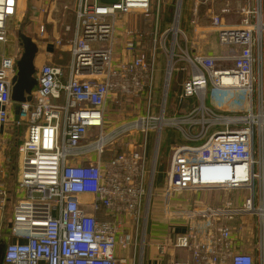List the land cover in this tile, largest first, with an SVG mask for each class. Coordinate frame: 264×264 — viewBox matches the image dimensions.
Segmentation results:
<instances>
[{"label": "built area", "instance_id": "obj_1", "mask_svg": "<svg viewBox=\"0 0 264 264\" xmlns=\"http://www.w3.org/2000/svg\"><path fill=\"white\" fill-rule=\"evenodd\" d=\"M20 1L0 0V45L19 40ZM166 1L75 0L73 25L63 28L71 38L53 42L69 53L67 66L37 67L34 88L18 104L12 100L18 58L0 54V264H123L131 246L135 256L155 192V161L147 166V141L155 135L158 142L161 131L170 128L183 143L169 148L165 195L216 192L220 202L184 211L190 226L171 247L187 253L188 260L174 254L169 264H264L260 0L252 10H240L242 19L235 26L225 25L219 15L211 18L219 42L238 49L219 59L189 57L180 49L187 40L178 28V8L171 25L162 27ZM129 18L142 28L129 27ZM160 56L168 71L162 104L156 107ZM181 61L186 66L177 71L187 78L180 83L178 105L194 102L187 111L180 107L181 112L168 116L169 77ZM209 90L224 97L241 92V108L225 105L218 111L212 96L210 103L205 100ZM133 96L145 111L110 124L109 107L121 108ZM21 128L26 139L16 148L18 196L3 221L10 195L3 149ZM239 192L240 204L233 197ZM99 212L108 219L100 220ZM241 216L256 219L252 244L236 240L243 223L230 225ZM243 245L257 252V259L242 251ZM157 250L166 254L163 246Z\"/></svg>", "mask_w": 264, "mask_h": 264}, {"label": "crops", "instance_id": "obj_2", "mask_svg": "<svg viewBox=\"0 0 264 264\" xmlns=\"http://www.w3.org/2000/svg\"><path fill=\"white\" fill-rule=\"evenodd\" d=\"M22 1V0H21ZM173 0H167L166 10H165V19L162 25L163 28L169 27L172 23L173 15L176 12V9L179 10V23L178 28L181 33L184 34L186 37L187 43L183 46H180V49L187 54L189 57L194 56H206V57H226L230 55H235L238 51L233 46H228L219 42L218 35L214 30L211 29V18L213 16H221L222 21L225 25L228 26H235L239 23L242 19V15L240 14L241 9H249L252 10L254 7L257 6V0H186L184 1V5L182 2L178 3L175 0L176 5ZM68 0H38L37 4L32 5L30 8L31 12L25 13V9L21 8L20 5V19H17L19 22L20 27L24 26V19L27 20L29 16V20L31 21L32 15H35L32 20L36 22L37 25L34 27V31L40 34V27H44L43 37H38V40L30 39L29 37L24 36L20 33L23 37L29 39L31 44L34 45V54L35 58L33 60L34 66L33 71L37 67L41 66L42 64L46 63H54L60 67L67 66L69 62V53L65 50L61 51L58 50L53 42L56 38H63L66 39L71 38V32L67 33V36L64 35V32L61 31L60 36L55 38H49L45 28L49 25L46 21H44V16L47 12L53 13L57 12L58 10L62 11V6H65V3ZM178 3V4H177ZM70 9L73 10L75 6V0H72L70 3ZM183 7V9H182ZM25 8V5H24ZM223 9H227V14H221ZM51 10V11H50ZM45 11V13H44ZM182 11V12H181ZM72 12V11H71ZM260 13L262 14V21L264 24V0H260ZM27 17L25 18V16ZM62 16V15H61ZM73 19V16H72ZM130 19L129 27H138L142 28L141 22H134ZM74 21V20H73ZM135 21V20H134ZM47 23V24H46ZM73 25V22L72 24ZM20 30V28H19ZM181 36H178L180 39ZM20 41V40H18ZM17 41V42H18ZM13 43L15 45L13 49L14 54H18L23 52V47L20 43ZM9 45V44H8ZM11 45V44H10ZM262 54H261V63L262 65V73H263V82H264V33L262 35ZM18 63V62H17ZM221 66H228L230 65L229 62H220ZM186 62H179L176 63L173 67V70L169 77V87L167 91V95L165 98L164 103V113L165 115L170 116V114L176 112H181L180 107H183V110L188 109V104H192L193 99H187L188 103L184 104L183 106L178 105L177 101V94L180 92L181 81L187 78V75L184 76L180 72L177 71L180 67H185ZM157 71L155 75V85H156V99L155 106L160 107L162 104V93L165 87V79L166 74L168 71L167 67V60L164 56L159 57ZM18 71V70H17ZM176 74V81L177 86L172 87L171 79L173 75ZM34 76V75H33ZM160 86V88H159ZM178 87V88H177ZM34 88V87H33ZM216 95L218 99L220 98V94L213 93L209 90L206 94L205 100L210 103V97L212 96L215 100ZM241 92H229L226 97L225 105L230 106V103L237 102V98L241 97ZM243 96V95H242ZM243 99V98H242ZM239 104V103H238ZM144 106L141 104L140 112L143 113L145 109ZM115 121V120H114ZM118 121V120H116ZM121 120L118 122H110V124L117 125ZM160 139L157 142L155 135H150L147 141V166H151L153 161H155V178H154V197L151 198L150 207L147 215V224H149L147 236L148 238V249H147V256L145 258V262L143 264H169L171 260H173L174 254L176 255L175 258L178 260L186 261L188 260L187 253L183 252L182 250L172 249L171 243L173 239L177 236L182 235L187 232L188 226H190L191 221L189 219L184 218V211L189 209L192 206L197 207H205L206 205H214L220 202V196L216 192H199V193H189L183 194L180 196L172 195L170 197L166 196L163 192V182H164V172L166 171V163H167V156H166V163L163 166L161 163L157 164L159 160L160 153H162V157L165 156L166 152L167 155L169 154V148L171 144H182V136L179 132L175 129H164L160 133ZM139 139V136L137 137ZM166 141V150L162 152V142ZM158 166V167H157ZM162 186V187H161ZM233 197L237 199L240 204V199L242 197V192L234 193ZM97 217L100 220L108 219L102 212L97 213ZM243 223L245 225V230H241L240 236L236 237V240L239 245L243 242H256L257 241V231H256V219L254 217L248 216H241V220L237 219L236 221L231 222L230 225H240ZM163 246L165 249L166 254L158 253L157 247ZM242 251H248L253 254L254 258L257 259L258 253L253 252L248 248L247 245H243L241 247ZM125 262L123 264H127L130 258V254L124 253ZM130 264V263H129Z\"/></svg>", "mask_w": 264, "mask_h": 264}, {"label": "rangeland", "instance_id": "obj_3", "mask_svg": "<svg viewBox=\"0 0 264 264\" xmlns=\"http://www.w3.org/2000/svg\"><path fill=\"white\" fill-rule=\"evenodd\" d=\"M37 1L38 0H22V1H20V3H22V5L21 4L20 5H21V8L23 7L22 9H25V13H27V12L29 13V12H31L30 8L32 7V5H34V4L36 5ZM71 1L72 0H68V2L65 3V6L64 7L62 6V11L58 10L57 12H53V13L47 12L45 14L43 19H44V21H46L49 24L45 28V31H46L49 38H55V37L60 36L59 34H61V31H63V28L66 27V25L72 24V22H73L72 12H71L72 10L70 9V6H69ZM176 1H178V0H176ZM184 1H186V0H183L182 5H184ZM173 2L176 5L175 0H173L171 2L172 6H173ZM166 4H167V2H166ZM24 5H25V8H24ZM166 9L167 8L165 6V10ZM182 9H183V7H182ZM29 16H31V14ZM29 16H28L27 20L24 19V21H25L24 26L20 27L19 33L23 34L26 37H29L31 40L32 39L38 40V37H41V36L43 37V35H40L36 31H34V27H36L37 25L35 24L36 22H34L32 19L36 16L32 15L31 21L29 20ZM26 17H27V15L25 16V18ZM10 28L11 29L13 28L12 23L10 24ZM67 39H64V42H66ZM20 42L21 41H18L17 43H20ZM14 47H15V45H13V44L6 45V46L0 45V54L4 53L8 57H14L15 59L18 58V61H21L23 53H19L20 56L18 57V54L13 53ZM33 66H34V62H33ZM17 70H18V66H17ZM29 74H32V73L29 72ZM177 82L178 81H176V74H174L173 78L171 79L172 87L177 86ZM159 88H160V86H159ZM227 95H225V97H224L223 94L220 93L219 99H218V96L216 95L217 99H216L215 106H216L218 111L222 110V107L226 103ZM242 98H243V96L241 95V97L237 98V102L230 103L229 107L233 108V106H234L236 108H241L242 103H243ZM227 99H229V98L227 97ZM140 110H141V104L138 101V98L133 96L121 108H115L114 106L109 107V109L107 110L106 120H108L109 122H111V121L112 122H118L119 120H126L129 118H133L136 116V114L140 113ZM116 120H118V121H116ZM23 139H26V138L23 134V129L21 128L6 143L5 148L3 149L4 150L3 156H5V167H6V173H7V177L5 179V182L7 183V190L9 191V194H10L8 201L6 202L7 207H6V210L4 212L3 221L10 216L11 211H12V204L15 201V198H17V196H18V189L16 188V186H17L16 165H17V161H18V156L16 155V148L19 146V144L22 142ZM166 147H167L166 141H163L162 146H161L162 152H164L166 150ZM166 156H167V163H166ZM169 160H170V152L168 155L166 152L164 157H162V153H160L159 160H158L157 164L159 165V163H161V164L163 163L162 165L164 166L166 163V171H167L168 170L167 168L169 165ZM244 195L247 196V192H244ZM148 227H149V224L146 223V227H144V229H142V233H139V235H138V241H137V246H136V250H135V256L133 254V247L132 246L130 247V250L128 252L130 254V258H129V261L127 264H129V263L130 264H143L145 262V258L147 256L146 252L148 249L147 245L149 242L148 241L149 237L147 236ZM250 244H252V242Z\"/></svg>", "mask_w": 264, "mask_h": 264}, {"label": "water", "instance_id": "obj_4", "mask_svg": "<svg viewBox=\"0 0 264 264\" xmlns=\"http://www.w3.org/2000/svg\"><path fill=\"white\" fill-rule=\"evenodd\" d=\"M19 40L23 47V56L21 61H18V75L15 82L14 90L12 93V100L16 104L23 102L25 100V95L29 94L35 85V80L33 79V60L35 58L34 45L31 44V41L22 35L19 34ZM31 72L32 74H29ZM19 107L15 108L14 121H17ZM2 249L0 248V263L2 260L1 257Z\"/></svg>", "mask_w": 264, "mask_h": 264}, {"label": "bare ground", "instance_id": "obj_5", "mask_svg": "<svg viewBox=\"0 0 264 264\" xmlns=\"http://www.w3.org/2000/svg\"><path fill=\"white\" fill-rule=\"evenodd\" d=\"M105 3H107V1H104Z\"/></svg>", "mask_w": 264, "mask_h": 264}]
</instances>
